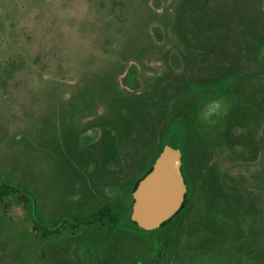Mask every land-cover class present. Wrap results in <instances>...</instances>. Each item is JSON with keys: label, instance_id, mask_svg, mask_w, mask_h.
Segmentation results:
<instances>
[{"label": "rangeland", "instance_id": "obj_1", "mask_svg": "<svg viewBox=\"0 0 264 264\" xmlns=\"http://www.w3.org/2000/svg\"><path fill=\"white\" fill-rule=\"evenodd\" d=\"M244 1L264 36V0ZM176 5L177 0H0V178L27 187L44 223L53 225L59 214L58 153L64 149L63 129L75 116L73 97L89 93L83 105L77 103L88 114L104 94L99 79L110 73L122 92L140 91L160 76L197 80L214 75L210 68L174 59L179 50L168 35L167 20ZM240 67L251 73L260 69L252 63ZM249 83L264 88V77ZM95 91L98 100L90 101ZM230 108L227 96L210 99L199 112L200 125H216ZM145 148L136 142L122 149L121 174L125 159L137 161ZM232 156L219 153L211 159L216 181L246 190V199L255 196L264 222V143L254 162L235 163ZM6 205L0 207V264H58L50 251L57 252L69 228L60 226L56 237L45 233L41 240L27 210L11 200ZM198 226L195 215L194 222L184 223L185 232L166 235L171 244L163 255L150 258V264H187L186 256L196 248ZM145 249L138 245L135 252ZM40 252L41 260L36 259ZM202 253L208 264H232L225 250L210 245ZM198 259L199 254L194 255Z\"/></svg>", "mask_w": 264, "mask_h": 264}, {"label": "trees", "instance_id": "obj_2", "mask_svg": "<svg viewBox=\"0 0 264 264\" xmlns=\"http://www.w3.org/2000/svg\"><path fill=\"white\" fill-rule=\"evenodd\" d=\"M245 5L244 0H177L176 7L172 6L168 14V35L172 36L179 50L174 59H182L186 66L210 68L214 73L210 78L165 80L160 76L149 80V86L140 91L124 92L115 86V74L99 79L105 90L100 91L104 93L102 96H98V111H102V116H115L112 120L99 117L96 121L103 135L99 145L105 148L106 157L110 156L106 151L110 145L124 147L127 143L141 142L146 147L145 160L151 161L162 148L176 144L184 154L187 171L193 166L201 176L211 178H217V174L215 166L209 163L219 153L233 155L231 159L235 163H250L257 159L264 143V88L261 85L250 86L249 82H258L264 77V36L261 23ZM249 63L260 69L255 73L241 69L240 66ZM220 96L230 99V110L216 125L201 126L199 112L210 99ZM190 147H208L210 152L196 154L193 164L188 156ZM79 166L89 169L86 163ZM131 190L132 187L124 191L129 200L121 206L114 205L110 199L104 200L91 208L93 214L84 217L67 214L49 225L37 214L35 200L26 186L0 178V207L6 209L10 200L22 205L35 224L34 233L41 231V240L49 232L56 237L59 226L69 222L68 219L75 221L78 227L79 224L91 225L90 218L94 216L101 232L109 230L111 224H105L109 214L114 215V234H122L117 231L122 232V224L129 220ZM242 192L246 190L230 188L222 181L203 183L202 198L195 205L199 220L195 234L197 244L193 254L186 256L187 264H208L206 253L202 252H207L210 245L217 251L225 250L226 259L232 264H264V222L260 202L255 196L246 199ZM85 203L82 200L71 202L66 208L84 211ZM184 223L183 218H172L166 223L171 230L164 232L161 228L150 232L151 238L142 231L131 234L129 264H150V258L163 255L172 241L165 240V236L185 232ZM162 232L163 237L158 236ZM160 240L162 246L159 245ZM71 241L72 246L85 240L76 237ZM90 243L89 253L101 261V256L106 253V243ZM138 245L146 249L135 252ZM56 249L57 252L50 253L58 264H80L73 261L70 245L67 247L59 242ZM115 253L113 258L117 264L118 255ZM41 254L36 259H43ZM197 254L199 259L194 260Z\"/></svg>", "mask_w": 264, "mask_h": 264}, {"label": "flooded vegetation", "instance_id": "obj_3", "mask_svg": "<svg viewBox=\"0 0 264 264\" xmlns=\"http://www.w3.org/2000/svg\"><path fill=\"white\" fill-rule=\"evenodd\" d=\"M85 95H89L87 91L84 94L73 97L70 100V104H76L72 107L71 116H73L70 122V125L64 127L62 142L64 149L58 153L60 172L62 177L60 178V193L56 210L59 212L58 217L55 219V224L58 219L61 217L70 214L71 216L84 217L89 214H93L91 208L97 206L99 202H104V200H111V202L120 206L129 200L128 196L124 194V191L129 190L132 187L130 192V215L129 220L122 224V232L119 230L114 234V220L113 214H109L110 217L106 216L105 224H111L109 230H104L101 232L100 224L97 222L96 217L92 216L91 225H80L75 226L76 222L69 220V222H64L60 225L61 229L69 228V234L66 238V241L60 242L65 246H69L72 250L73 261L80 264H115L113 254L118 255L117 264H129L130 262V244L132 240L131 234H139L141 231L145 232L146 237L151 238L152 235L150 232H154L164 229V232L171 230V227L168 226V223L172 218L178 217L183 218L184 222H194V216L197 214L195 205L202 198L201 188L205 181H216L218 178L203 177L195 168L191 166L186 170L184 165V154L181 149V173L186 182L184 200L181 208L178 212L167 222L163 223L158 229L155 230H144L140 228L134 221L131 219L132 214V196L135 191L139 181H141L151 170L153 163L159 153L163 150H160L158 155L153 158L151 161H146V150L145 153L139 156L137 161H130L127 158L124 161L123 174L120 173L121 162L119 161L120 154L122 149L129 145L126 144L124 147L120 146H108L107 152L110 156L104 155L103 145H99V140L102 138V132L99 128V125L96 123L99 117L112 120L114 115H104L102 116V111H98V106L93 109L88 114H84L83 107H80L78 102L82 105L84 104ZM93 96L91 99H97V92L91 93ZM98 100V99H97ZM94 105V104H93ZM98 105V103H97ZM92 106V102H91ZM97 113V114H96ZM77 114V115H76ZM75 117V118H74ZM179 147V146H178ZM180 148V147H179ZM188 152L190 161L194 164L196 159V154L204 152L205 147H192ZM198 150V152H196ZM114 151V152H113ZM113 152V153H112ZM57 153V152H56ZM203 154V153H201ZM57 155V154H56ZM207 159V158H206ZM83 160V162H80ZM100 161L102 163L100 164ZM84 163L89 165V169H81L79 165ZM85 166V167H87ZM105 167H108V170H104ZM220 181V180H219ZM72 189L74 192L72 193ZM212 198V197H211ZM217 197H215V200ZM220 199V198H219ZM82 200L85 203V209H67L66 207L71 205L69 203ZM71 218V217H68ZM131 223H134L136 227L132 226ZM66 224V226H65ZM50 225V224H49ZM59 226V227H60ZM104 228V227H103ZM184 228V227H183ZM102 229V228H101ZM101 232V235L99 234ZM57 234V233H56ZM163 232L158 236L163 237ZM50 236V232L48 233ZM82 237L85 241H80L77 244H72L71 238ZM90 241H93L96 245L99 242H105L106 253L101 256L100 259H95L94 255L89 253ZM59 250V249H58ZM112 254L111 258L107 257ZM76 255V257H75ZM121 255V256H119ZM107 259V260H106ZM91 261H95L92 262ZM140 262H136L139 264ZM141 264V263H140Z\"/></svg>", "mask_w": 264, "mask_h": 264}, {"label": "water", "instance_id": "obj_4", "mask_svg": "<svg viewBox=\"0 0 264 264\" xmlns=\"http://www.w3.org/2000/svg\"><path fill=\"white\" fill-rule=\"evenodd\" d=\"M178 145L165 146L152 170L139 181L132 196L131 219L144 230L158 229L181 208L186 182Z\"/></svg>", "mask_w": 264, "mask_h": 264}]
</instances>
